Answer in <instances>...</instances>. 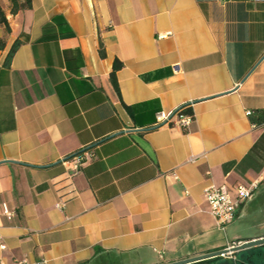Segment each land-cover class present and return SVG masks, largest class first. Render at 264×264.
I'll use <instances>...</instances> for the list:
<instances>
[{"label":"crops","instance_id":"obj_1","mask_svg":"<svg viewBox=\"0 0 264 264\" xmlns=\"http://www.w3.org/2000/svg\"><path fill=\"white\" fill-rule=\"evenodd\" d=\"M0 9V264H159L264 236V125L247 114L264 108V0ZM187 103V128L156 124ZM252 182L219 230L204 187Z\"/></svg>","mask_w":264,"mask_h":264},{"label":"built area","instance_id":"obj_2","mask_svg":"<svg viewBox=\"0 0 264 264\" xmlns=\"http://www.w3.org/2000/svg\"><path fill=\"white\" fill-rule=\"evenodd\" d=\"M193 120L194 117L191 114L179 113L173 116L172 112H169L158 114L156 124L173 123V125L187 128ZM203 156L204 154L193 155L190 156L187 161L194 163ZM87 157L88 153L83 152L81 154L74 155L68 160H63L67 173L71 174L72 172L77 171L87 160ZM257 186V182H252L249 185L236 183L231 187H228L225 184H210L204 187L203 197L208 205L209 212L212 215L217 228L224 229L228 223L236 218L242 204L253 197ZM64 203L65 201L61 199L57 205L58 207H62ZM4 212L8 216L12 215V212L6 208L4 209Z\"/></svg>","mask_w":264,"mask_h":264},{"label":"trees","instance_id":"obj_3","mask_svg":"<svg viewBox=\"0 0 264 264\" xmlns=\"http://www.w3.org/2000/svg\"><path fill=\"white\" fill-rule=\"evenodd\" d=\"M9 1L11 2V12L12 13H16L19 10L27 9L31 6V0H9ZM0 24L4 25L6 31L9 30L8 22L6 20L5 15L1 11V9H0ZM20 44H21L20 40L14 41V43L12 44V46H11V48L7 54V57L5 60L6 64H9L14 52L16 51V49L19 47ZM2 46H3V41H2V39H0V47H2ZM99 52H100L101 56L105 55V51H104V48L102 47V45L100 46ZM121 67H122V62L119 61L118 59H115L114 63H113L112 71L110 72V75H109V78H110V81L113 85V88L118 93H119V88H118L117 79H116V71L118 69H120ZM124 106L126 109L130 110V108L127 105L124 104ZM179 113H187V114H191L193 116V112H192V109H191V106L189 103L183 104V105L179 106L178 108H176L174 111H172L173 116H175ZM247 114H248L249 121L253 125H255V126L264 125V108H256V109L249 110L247 112ZM97 143H99V142L98 141L94 142L93 144H91L90 147L87 146L84 149L79 150L77 153L69 155V157H66L65 160L70 159L74 155L86 152V150L90 149L92 146H94Z\"/></svg>","mask_w":264,"mask_h":264},{"label":"flooded vegetation","instance_id":"obj_4","mask_svg":"<svg viewBox=\"0 0 264 264\" xmlns=\"http://www.w3.org/2000/svg\"><path fill=\"white\" fill-rule=\"evenodd\" d=\"M238 242L231 241L220 248L183 258L187 259L203 254L219 252L208 257L192 260L182 264H264V243L241 247Z\"/></svg>","mask_w":264,"mask_h":264},{"label":"water","instance_id":"obj_5","mask_svg":"<svg viewBox=\"0 0 264 264\" xmlns=\"http://www.w3.org/2000/svg\"><path fill=\"white\" fill-rule=\"evenodd\" d=\"M262 57H264V56H262ZM159 125H161V124H159ZM146 129H151V128H146ZM109 137H111V135L110 136H107L105 138H102L100 140H98V142L103 141L104 139H107ZM90 146L91 145H89L88 147H90ZM67 157H69V156H67ZM58 162H60V161H58ZM234 242H238V241L237 240H234ZM238 243H239V245L241 247L253 246V245H256V244L264 243V237L253 238V239L241 241V242H238ZM217 253H219V252L210 253V254H203V255H199V256H194L192 258H187V259L172 261V262H168V263H165V264H182V263H186V262H189V261H192V260H196V259H201V258H204V257H208V256H211V255H214V254H217Z\"/></svg>","mask_w":264,"mask_h":264},{"label":"rangeland","instance_id":"obj_6","mask_svg":"<svg viewBox=\"0 0 264 264\" xmlns=\"http://www.w3.org/2000/svg\"><path fill=\"white\" fill-rule=\"evenodd\" d=\"M228 226H229V223L226 225V227H227V233L230 232V228H231V227H228ZM238 230H239V233H242V234L243 233L244 234L254 233L252 227L250 226V224L248 222L247 223L244 222L241 226H239ZM222 232H224V231H222Z\"/></svg>","mask_w":264,"mask_h":264}]
</instances>
